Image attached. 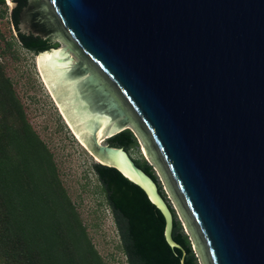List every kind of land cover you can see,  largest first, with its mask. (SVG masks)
<instances>
[{
  "label": "water",
  "instance_id": "95a60500",
  "mask_svg": "<svg viewBox=\"0 0 264 264\" xmlns=\"http://www.w3.org/2000/svg\"><path fill=\"white\" fill-rule=\"evenodd\" d=\"M6 1L128 263L184 264L155 183L104 143L127 126L199 263L264 264V0Z\"/></svg>",
  "mask_w": 264,
  "mask_h": 264
},
{
  "label": "trees",
  "instance_id": "16d2710c",
  "mask_svg": "<svg viewBox=\"0 0 264 264\" xmlns=\"http://www.w3.org/2000/svg\"><path fill=\"white\" fill-rule=\"evenodd\" d=\"M3 14L4 11L0 10V17ZM5 54L14 55L7 40L0 48V56ZM107 143L122 147L125 151L136 145L129 129L115 133L107 139ZM133 162L152 179L165 200L150 165L144 160ZM91 168L109 208L94 163ZM167 205L172 214L171 238L183 250V263L198 264L187 235L182 231L172 208ZM119 248L125 256L120 241ZM0 264H105L62 185L52 153L28 122L12 82L4 72L2 61ZM125 264H129L126 256Z\"/></svg>",
  "mask_w": 264,
  "mask_h": 264
},
{
  "label": "rangeland",
  "instance_id": "374dc122",
  "mask_svg": "<svg viewBox=\"0 0 264 264\" xmlns=\"http://www.w3.org/2000/svg\"><path fill=\"white\" fill-rule=\"evenodd\" d=\"M9 8L6 0L0 3V10L4 11L3 16L0 17V34L2 35L0 48L3 41L7 40L14 54L13 56L9 54L0 56L4 72L12 82L32 129L52 153L62 185L76 207L97 252L105 264H125V256L119 248V238L110 209L106 205L100 184L91 168L94 163L93 159L86 146L63 117L42 79L36 60L37 55L34 56L23 49L15 39L7 20ZM127 127L136 141V145L126 151L128 156L132 160H144L150 165L166 202L172 208L182 231L187 235L194 256L200 264L192 242L160 176L147 159L135 133L129 126ZM104 143H107V140Z\"/></svg>",
  "mask_w": 264,
  "mask_h": 264
},
{
  "label": "flooded vegetation",
  "instance_id": "af4514ba",
  "mask_svg": "<svg viewBox=\"0 0 264 264\" xmlns=\"http://www.w3.org/2000/svg\"><path fill=\"white\" fill-rule=\"evenodd\" d=\"M0 3H1V2H0ZM7 20L9 21L10 26H11L12 31H13V35H14L15 39L19 42L20 46H21L23 49H25L26 51L30 52L32 55L36 56L37 54H36L35 50L25 48V47L22 45V43L18 40V38L16 37L15 32H14V29H13V26H12V23H11V18H10V8H9V12H8ZM36 57H37V56H36Z\"/></svg>",
  "mask_w": 264,
  "mask_h": 264
},
{
  "label": "bare ground",
  "instance_id": "6f19581e",
  "mask_svg": "<svg viewBox=\"0 0 264 264\" xmlns=\"http://www.w3.org/2000/svg\"><path fill=\"white\" fill-rule=\"evenodd\" d=\"M36 60H37V57H36ZM104 137H105V136H104ZM104 137H102V138L98 139V140H97V143H100V142H101V140H103V138H104Z\"/></svg>",
  "mask_w": 264,
  "mask_h": 264
}]
</instances>
